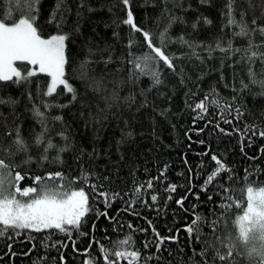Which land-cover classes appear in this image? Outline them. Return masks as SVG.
Masks as SVG:
<instances>
[{
    "label": "trees",
    "instance_id": "1",
    "mask_svg": "<svg viewBox=\"0 0 264 264\" xmlns=\"http://www.w3.org/2000/svg\"><path fill=\"white\" fill-rule=\"evenodd\" d=\"M55 3L56 0H42L38 6L43 38L57 32L54 25L46 23ZM226 4L227 0H209L207 4L200 0H131L134 22L153 35L156 46L161 44L160 34L168 27L169 17L181 18L166 33L171 40L166 54L178 57L174 61L176 71L173 73L162 66V61L155 60L152 70L158 71L162 80L156 85L151 73L141 75L134 67L137 58L142 61L145 54L154 53L141 33L122 23L129 9L120 0H66L68 10L62 28L69 36L65 75L76 90L77 99L69 104L71 94L66 92L44 96L49 77L42 73L33 77L31 83H0V98L16 101L14 106L0 104V144L8 147L12 136L5 133L14 135L19 127L29 145L27 155L8 158L0 152V158L17 165L15 171L26 174L21 188L32 185L36 175L62 172L71 180L66 190L83 188L92 210L78 230H71V239L54 230H21L19 236L6 233L0 237V264H84L88 258L93 264H108L101 248L110 252L124 250L116 243L125 238L133 242L127 251L139 252L138 264H204L206 257L198 254L203 244L185 231L196 215L209 221L215 219L221 235H238L234 220L242 211L233 206L224 212L220 207L224 196L220 185L232 190L234 204L246 200V192L241 189L249 183L255 182L257 189L264 186V137L258 134L264 131V95H259L264 89L251 84L248 76L251 67L257 79H264V64H249L242 59L249 38L234 35L239 29L227 26ZM8 12L9 23L23 18L11 0H0V18ZM241 12L249 24L253 19L264 24V0H236L237 19ZM205 17L211 24L203 23ZM198 18L200 22L194 30L191 25ZM180 36L201 45L196 51L203 62L191 56L187 46L176 42ZM251 38L254 43H261L259 34ZM130 41H134L131 46ZM217 41L224 47L231 42L233 49L241 51L225 54L216 50L209 58L207 48H215ZM84 62L87 63L82 69ZM29 67L32 66L21 70L26 72ZM133 73L138 78H133ZM96 81H102L99 88ZM242 84H249V88L242 90ZM213 89L215 95H211ZM206 95L210 97L209 113L200 118L198 110L193 109ZM212 99L219 100L218 107L210 103ZM45 102L69 106L45 109ZM34 105L45 112L50 129L47 135L53 143L63 147L66 142L58 133L64 131L68 136L70 149L60 154L62 164L37 163L43 146L34 143L35 135L42 130L33 116ZM225 105L231 108L225 110ZM236 109L243 114L238 119ZM55 116H62L63 123L54 121ZM222 117L231 120V125L225 124ZM217 122L232 134L221 133ZM245 126H251L252 131L245 132L242 138ZM129 132L131 136H127ZM212 154L225 163L229 172L223 181L218 179L205 187L207 176L215 169ZM28 155L33 158L30 165L23 163ZM48 155L51 160L57 152L52 150ZM82 171L89 174L86 182ZM248 173L251 175L245 181ZM149 180L153 181L151 189L147 188ZM169 184L177 186L175 192L166 190ZM92 185L97 186L96 192ZM140 185L144 187L137 199L133 193ZM102 191L119 195L112 196L106 206L105 197L99 195ZM152 195L157 196L156 202L151 200ZM209 196L213 199L209 200ZM182 198L183 206L176 203ZM156 233L161 237L175 236L176 240H166L158 251ZM202 235L211 239L210 229L204 227ZM108 260L111 264H129V258L114 255ZM237 260L247 264L243 256H237Z\"/></svg>",
    "mask_w": 264,
    "mask_h": 264
},
{
    "label": "snow or ice",
    "instance_id": "2",
    "mask_svg": "<svg viewBox=\"0 0 264 264\" xmlns=\"http://www.w3.org/2000/svg\"><path fill=\"white\" fill-rule=\"evenodd\" d=\"M200 2L207 4L209 0H200ZM11 3L21 10L23 18L12 20L9 23L11 12L6 13L3 18H0V83L22 85L24 83H31L32 78L36 77L38 73L46 74L47 77H50V82L42 94L46 97H53L54 95L58 96L66 92L71 94V100L69 101V104H71L77 99V93L65 75V65L68 63L66 57V41L69 39V36L63 33L62 28L65 23L64 13L68 10L66 0H56L55 6L46 23L54 25L57 32L47 38H43L38 24V16L40 15L38 6L41 5L42 0H11ZM120 3L126 9H129L126 19L122 23L129 25L133 32L141 33L148 49H150L151 53H154V56L145 54L142 61L141 58H137L134 67L139 70L141 75L151 73L154 84L159 85L162 83V80L160 73L152 70L153 62L157 59L162 61L163 67L175 73L176 66L174 61L178 57L166 54V45L171 42L166 33L168 27H171L173 22L181 18L169 17L168 27L160 34L161 44L160 46H156L153 43V35L147 31H143L134 22L133 12L129 8L131 0H120ZM235 4L236 0H227V26H234L239 29L234 35L249 38L248 47L243 50L244 57L242 59H245L249 64L255 63L256 61L264 64V51L261 50L264 48V24H258L255 19L249 24L244 19L245 14L243 12L239 14L240 18L237 19ZM89 10L91 11V9ZM181 22L183 21L181 20ZM199 22L200 18L191 25L194 30ZM203 23L211 24V21L205 17L203 18ZM254 34H259L261 37L260 44L254 43L251 38ZM176 42L182 46H187L191 49V56H195L196 59L201 60V57L196 51L197 48L201 47L200 44L189 41L183 36L178 37ZM132 43L134 41H130V46ZM216 50L225 54L241 51L240 49H233L231 42H229L228 47H224L222 46V42L217 41L215 48L211 46L207 48L209 58H211L212 52ZM17 62H20V65H17ZM107 62L105 61V63ZM201 62L203 61L201 60ZM86 63H82V69L86 66ZM27 66L33 67H29L26 72L21 70ZM131 75L133 78H138L135 77L134 73ZM248 76L251 84L259 85L261 89H264V79H257L256 73L251 67L248 69ZM221 79H223V76H221ZM101 84L102 81H96L97 88ZM248 88L249 84H242V90ZM211 95H215V89H213ZM259 95H264V91H261ZM29 98L31 99V96ZM209 99V95H206L200 102L195 104L193 110H198L200 118H203V114L209 113ZM210 103L217 107L219 106V100L217 99H212ZM0 104L14 106L16 101L11 98L8 100L0 98ZM68 106V104L53 105L47 102L44 103L45 109L52 107L63 109ZM224 108L225 110L230 109L231 105H225ZM236 113L235 118L237 119L243 115L239 109H236ZM33 116L40 123L42 129L34 138V143L37 147L43 146V153L37 163L41 165L44 162L62 164L63 161L60 154L70 149V144L67 143L68 136L65 135L64 131L58 133L66 142L63 147H58L53 143L51 137L47 135L50 129L45 112L34 105ZM52 119L56 122L63 123L62 116H55ZM222 119L225 124L231 125V120H228L226 117H222ZM216 126L221 133L225 135L232 134L220 127L219 122H217ZM238 130L233 129V131ZM247 131H252L251 126H245V130L242 131V138ZM258 134L264 137V131H260ZM131 135L132 133H127V136ZM252 135L255 136L257 133L252 132ZM5 136H12V139L8 147L0 144V152L4 153L8 158H14L20 153L27 155L29 145L23 138L19 127L15 129L14 135L12 133H5ZM52 150H56L57 155L50 160L48 153ZM243 150L242 148L241 151ZM204 155L209 154L204 153ZM249 159L252 160L255 157H249ZM211 160L215 162V169L207 176L205 187L209 184H214L218 179L223 181L225 175L229 172L225 163L217 155L212 154ZM32 162L33 158L30 155L23 161L26 165H30ZM16 167L18 166L8 163L5 158H0V237H4L6 233H14L16 236H19L21 235V230H31L37 233L44 230H54L55 232L66 234L71 239V230H78L84 223L86 215L92 210L89 203V196L85 190L83 188L71 191L66 190L71 184V180L59 171L47 173L44 176L36 175L32 178V185L21 188L19 186L20 182L25 179L26 174L15 171ZM163 175L164 173L162 172L161 176ZM250 175L251 173H248L244 177L245 181L249 180ZM82 179L86 182L89 179V174L82 171ZM229 179H232V177H229ZM49 181L52 183H49ZM57 181H67V184H57ZM143 187V185L135 187L133 194L137 199L140 197ZM220 187L224 193L223 203L220 207L224 209V212H227L233 206L242 211V214L238 215L234 220V226L238 229V235L233 236L232 233L221 235L218 232L219 225L215 219L209 221L200 215H196L191 223L186 225L185 231L189 237H194L195 240L203 244L198 254L201 257H206L204 264H209L207 258H210L211 264H217V262L218 264H240L237 256H243L247 264H264V186H260L257 189L255 182L249 183L246 189H241L242 192H246V200L235 204L233 203L234 197L230 194L232 190L223 184ZM96 188V185H92L93 192H96ZM147 188H153L152 180L147 181ZM176 188L177 186L175 184H169L166 190L172 193L176 191ZM99 195L105 197V204L107 206L112 196L119 194L110 195L102 191ZM171 198L169 196V199ZM208 199L212 200L213 197L209 196ZM151 200L156 202L157 196L152 195ZM176 203L183 206L184 198L177 200ZM99 215L107 214L100 213ZM131 227L129 225V228ZM204 227L210 229L211 239H206L202 235V229ZM153 231L155 232V229ZM156 236L158 240L156 248L158 251L166 240H176L175 236L161 237L159 233H156ZM132 244L131 238H125L116 243V247L124 250L110 252L106 248H101V251L105 253V259L108 264H111V261L108 260L110 255L121 259L129 258V264H138L140 259L139 252L137 250L127 251V249L132 247ZM145 247H148V245L146 244ZM240 248L244 250L241 252L238 250ZM61 260H63V256ZM84 264H93V261L91 258H88L84 261Z\"/></svg>",
    "mask_w": 264,
    "mask_h": 264
},
{
    "label": "rangeland",
    "instance_id": "3",
    "mask_svg": "<svg viewBox=\"0 0 264 264\" xmlns=\"http://www.w3.org/2000/svg\"><path fill=\"white\" fill-rule=\"evenodd\" d=\"M33 67V66H32ZM49 82H50V77H49Z\"/></svg>",
    "mask_w": 264,
    "mask_h": 264
}]
</instances>
